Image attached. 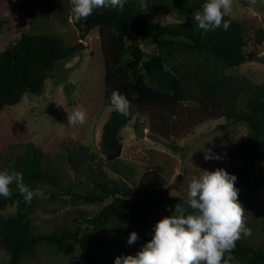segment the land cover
<instances>
[{"label": "trees", "instance_id": "1", "mask_svg": "<svg viewBox=\"0 0 264 264\" xmlns=\"http://www.w3.org/2000/svg\"><path fill=\"white\" fill-rule=\"evenodd\" d=\"M144 2L175 20L166 23L150 20ZM204 2L123 0L121 6L98 8L86 20L74 21L80 38L96 28L102 35L106 69L104 105L110 106L109 98L114 90L132 104L128 116L111 110L103 124L101 150L109 167L117 168L122 150L120 132L132 119L133 109L139 106L173 109L184 102L198 103L206 118L225 117L232 123L244 124L246 134L238 143L240 163L227 172L237 177L235 186L251 234L242 235L232 255L238 264H264V168L256 169L257 162H264V81L255 84L245 76L227 72L246 61L264 60V56L248 49L246 26L231 15L225 18L231 20L227 31L222 26L214 31L198 28L192 13L201 10ZM3 26L0 19V32ZM263 42L264 30L258 28L255 44ZM141 43L152 45L151 52L142 49ZM77 47L31 32L8 44L0 51V107L18 104L25 94L40 96L56 64L71 57ZM82 158L85 161L89 156ZM13 161L14 169L9 168ZM4 166L21 173L24 183L33 191L43 182L58 184V177L48 172L39 149L33 144L24 147L21 154H11ZM83 170L86 177L82 181L88 183L89 189L72 192L65 185L61 188L80 201L103 204L95 214L83 215L84 225L74 218L71 227L36 232L32 219L36 197L27 204L15 183L11 185L10 198L0 196V247L8 255L0 264H27L38 258L40 244L53 245L59 251L74 244L78 253L72 254L65 264H83V261L115 264L116 257L134 254L109 256L108 236L113 238L114 246L116 234L118 239L124 238L125 231L135 228L153 236L154 215L163 210L175 211V205L186 200L168 196V190L157 179L150 183L149 191L134 195L125 181L108 177L101 164L96 168L88 164ZM13 205L18 206L14 214L1 212Z\"/></svg>", "mask_w": 264, "mask_h": 264}, {"label": "rangeland", "instance_id": "2", "mask_svg": "<svg viewBox=\"0 0 264 264\" xmlns=\"http://www.w3.org/2000/svg\"><path fill=\"white\" fill-rule=\"evenodd\" d=\"M144 7L150 20L160 23L175 20L145 2ZM72 8V0H0V19L4 22L0 51L25 32L55 37L66 45H78L71 57L56 64L40 96L25 94L18 104L0 107V171L7 169L4 164L11 154H21L24 147L33 144L39 149L48 172L58 177L57 185L43 182L34 190L36 208L32 219L36 232H49L65 225L71 227L74 218H79L84 225L83 215H93L102 207L101 203L80 201L61 188L65 185L72 192L89 189L88 183L82 181L86 177L83 169L88 164L95 168L101 164L108 177L125 181L134 195L149 191L150 183L157 179L160 186L168 190V196L187 199L190 182L194 177L199 178L203 170L223 168L228 171L240 163L238 143L246 134L245 125L232 123L225 117L206 118L201 105L184 102L173 109L156 105L135 107L132 119L120 132L119 165L114 169L109 167L100 145L103 124L113 109L104 105V42L98 28L80 38ZM256 8L258 15L252 16L248 0H233L230 15L245 24L248 49L264 56V42L255 44V31L264 30V0H260ZM141 46L148 53L152 50V45L141 43ZM227 72L259 84L264 81V60L246 61ZM76 109L86 112V121L71 127L68 114ZM138 119L146 123L142 138L135 134ZM208 149L221 159L205 160ZM86 154L89 158L83 161ZM260 167L264 168V162L256 163V169ZM262 202L264 204V198ZM17 208V205L8 206L1 212L10 215ZM173 212L169 209L156 213L152 219L153 232L155 225ZM133 231L138 233L139 239L129 245L127 241ZM125 233L126 239H118L119 234L115 233L116 246L108 236L109 256L115 253L136 255L153 237L151 232L136 228ZM37 252L38 258L27 264H65L78 249L70 244L65 251H59L53 245L40 244ZM7 259V253L0 247V263Z\"/></svg>", "mask_w": 264, "mask_h": 264}, {"label": "clouds", "instance_id": "3", "mask_svg": "<svg viewBox=\"0 0 264 264\" xmlns=\"http://www.w3.org/2000/svg\"><path fill=\"white\" fill-rule=\"evenodd\" d=\"M260 0H248L249 12L258 15ZM72 13L76 21L86 20L98 8L121 6V0H72ZM233 0H205L201 10L192 13L198 28L214 31L221 26L225 31L231 20L225 19L232 11ZM72 16L69 17L71 21ZM110 106L120 115L128 116L131 101L118 90L110 95ZM86 121V112L76 109L68 114L71 127ZM205 160L221 159L211 149L206 150ZM13 161L9 168L14 169ZM188 186L187 199L175 205L171 216L161 219L154 229L152 239L136 255H122L115 264H238L233 251L242 235H250L246 226L245 208L239 202L237 177L223 168L203 170ZM15 183L27 204H31L34 191L23 181L21 173L8 169L0 171V196L10 198L11 185ZM189 209L191 211H189ZM139 239L133 231L128 244Z\"/></svg>", "mask_w": 264, "mask_h": 264}, {"label": "water", "instance_id": "4", "mask_svg": "<svg viewBox=\"0 0 264 264\" xmlns=\"http://www.w3.org/2000/svg\"><path fill=\"white\" fill-rule=\"evenodd\" d=\"M145 122L140 121L139 119L136 120L135 123V134L137 137H145Z\"/></svg>", "mask_w": 264, "mask_h": 264}]
</instances>
